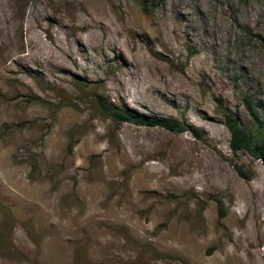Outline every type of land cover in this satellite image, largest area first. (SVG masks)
I'll list each match as a JSON object with an SVG mask.
<instances>
[{
  "label": "rangeland",
  "instance_id": "obj_1",
  "mask_svg": "<svg viewBox=\"0 0 264 264\" xmlns=\"http://www.w3.org/2000/svg\"><path fill=\"white\" fill-rule=\"evenodd\" d=\"M246 97L264 130V0H0V264H264Z\"/></svg>",
  "mask_w": 264,
  "mask_h": 264
},
{
  "label": "trees",
  "instance_id": "obj_2",
  "mask_svg": "<svg viewBox=\"0 0 264 264\" xmlns=\"http://www.w3.org/2000/svg\"><path fill=\"white\" fill-rule=\"evenodd\" d=\"M143 12H147V7L150 4H157L159 0H139ZM93 100L100 114L106 116L115 127L123 123H133L135 125L145 127H157L169 132L183 133L189 132L195 138L200 139L196 130L186 126L183 123L170 118H156L141 115L130 109H122L110 103L104 96L98 94L96 91L93 93ZM244 107L254 122L255 131L248 132L240 123L239 118L230 113L223 114V124L230 135L229 148L233 156L239 153H248L253 158L262 161L264 165V130L263 123L259 121L258 110L252 99L246 97L243 100ZM72 143L68 144V151H72ZM237 173L243 179H250L249 174H245L240 168L236 167ZM219 217H223L224 213L221 206H218Z\"/></svg>",
  "mask_w": 264,
  "mask_h": 264
}]
</instances>
